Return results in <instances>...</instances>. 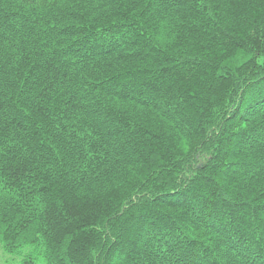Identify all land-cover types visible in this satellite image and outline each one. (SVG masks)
I'll return each mask as SVG.
<instances>
[{"label": "trees", "instance_id": "trees-1", "mask_svg": "<svg viewBox=\"0 0 264 264\" xmlns=\"http://www.w3.org/2000/svg\"><path fill=\"white\" fill-rule=\"evenodd\" d=\"M0 247L264 264V0H0Z\"/></svg>", "mask_w": 264, "mask_h": 264}, {"label": "rangeland", "instance_id": "rangeland-1", "mask_svg": "<svg viewBox=\"0 0 264 264\" xmlns=\"http://www.w3.org/2000/svg\"><path fill=\"white\" fill-rule=\"evenodd\" d=\"M8 259V260H7ZM15 260L14 259H10V258H7V255H5L3 252H2V249L0 247V264H4L5 262L7 263H13ZM36 264H44L43 261H38Z\"/></svg>", "mask_w": 264, "mask_h": 264}]
</instances>
